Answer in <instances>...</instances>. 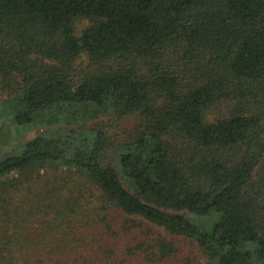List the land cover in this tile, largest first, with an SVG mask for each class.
<instances>
[{"label":"trees","instance_id":"1","mask_svg":"<svg viewBox=\"0 0 264 264\" xmlns=\"http://www.w3.org/2000/svg\"><path fill=\"white\" fill-rule=\"evenodd\" d=\"M2 92L0 264H264V0H0Z\"/></svg>","mask_w":264,"mask_h":264},{"label":"rangeland","instance_id":"2","mask_svg":"<svg viewBox=\"0 0 264 264\" xmlns=\"http://www.w3.org/2000/svg\"><path fill=\"white\" fill-rule=\"evenodd\" d=\"M86 21H80L76 24L79 30L86 26ZM12 96L8 97L6 92L0 94V159L9 156L20 155L25 147V143L38 134L45 133L48 128L40 127L35 131H28L15 121V115L18 110L17 102L13 101ZM11 99V102L4 104V100ZM91 106H81L80 110L89 109ZM90 110V109H89Z\"/></svg>","mask_w":264,"mask_h":264}]
</instances>
